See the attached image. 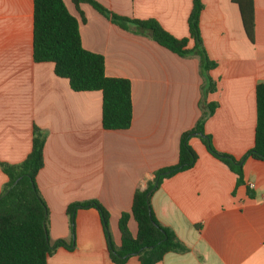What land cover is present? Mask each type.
Returning a JSON list of instances; mask_svg holds the SVG:
<instances>
[{
  "label": "crops",
  "instance_id": "0c3cea01",
  "mask_svg": "<svg viewBox=\"0 0 264 264\" xmlns=\"http://www.w3.org/2000/svg\"><path fill=\"white\" fill-rule=\"evenodd\" d=\"M62 1L78 22L83 49L103 57L106 77L130 82L131 125L102 129L100 92L75 93L54 75L52 63L33 62L32 0H0V163H21L39 129L45 141L35 183L48 209L50 242H70V204L96 200L109 213L119 247L118 220L130 214L134 192L144 190L157 170L177 163L180 136L201 116L205 67L197 54L180 58L87 4L79 6L82 21L70 0ZM96 1L118 16L154 20L174 38H188L191 0ZM201 2L200 36L215 63L206 75L216 87L204 98L217 104L203 129L214 150L239 160L254 144L255 88L264 83V0H253V43L231 0ZM193 47L189 41L187 49ZM189 145L194 166L163 180L150 200L156 220L187 252L167 253L157 264H264V162L245 159L238 186L236 175L199 138ZM6 181L0 169V194ZM127 227L134 238L132 217ZM74 244L71 251L57 248L47 264H113L94 209L76 212ZM125 264L139 261L131 257Z\"/></svg>",
  "mask_w": 264,
  "mask_h": 264
},
{
  "label": "trees",
  "instance_id": "16d2710c",
  "mask_svg": "<svg viewBox=\"0 0 264 264\" xmlns=\"http://www.w3.org/2000/svg\"><path fill=\"white\" fill-rule=\"evenodd\" d=\"M237 5L242 27L250 43L254 38L253 0H231ZM82 21L81 4L91 6L112 24L122 30L131 31L150 38L172 54L186 58L195 53L199 56L203 79L202 98L198 103L201 116L194 127L180 136L178 160L175 165L157 170L144 190L133 194L130 214L122 213L118 220L120 245L112 241L109 228V213L96 200L76 202L66 209L71 240L50 242L48 236V209L35 183L37 173L43 167L45 135L34 128L31 149L19 164L0 163V169L7 181L0 194V264H47L48 257L57 249L73 250L74 219L79 210L94 209L100 218L106 241L108 256L113 264H125L131 257H137L139 264H157L165 254H184L187 248L178 241L174 232L162 226L155 218L150 200L163 180L192 168L197 156L189 145L197 137L207 151L236 175L237 185L242 184L243 163L247 158L264 162V83L255 88L256 125L254 144L239 160L219 153L211 145V137L204 133L206 117L211 116L216 103H207L205 96L215 91V82L206 75L214 67L204 51L199 20L203 9L201 0H191L188 17V38L177 39L165 32L154 20L140 21L118 16L96 0H70ZM32 60L34 63H52L54 75L65 79L75 93L100 92L102 96L101 126L107 131L128 130L132 121L130 82L121 78H108L104 73V59L101 55L88 52L81 45L78 22L66 9L62 0H32ZM194 47L187 49L188 42ZM132 217L137 226L133 238L127 223Z\"/></svg>",
  "mask_w": 264,
  "mask_h": 264
},
{
  "label": "built area",
  "instance_id": "2783aa9c",
  "mask_svg": "<svg viewBox=\"0 0 264 264\" xmlns=\"http://www.w3.org/2000/svg\"><path fill=\"white\" fill-rule=\"evenodd\" d=\"M249 188H253V185L252 184H249Z\"/></svg>",
  "mask_w": 264,
  "mask_h": 264
}]
</instances>
